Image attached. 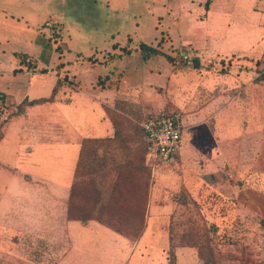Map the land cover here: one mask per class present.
I'll return each instance as SVG.
<instances>
[{"label": "crops", "instance_id": "1", "mask_svg": "<svg viewBox=\"0 0 264 264\" xmlns=\"http://www.w3.org/2000/svg\"><path fill=\"white\" fill-rule=\"evenodd\" d=\"M162 41L163 53L142 57L140 44L157 48ZM169 48L198 62L195 78L182 76ZM135 57L144 62L141 69L125 63ZM253 62L264 64V0H0V96L15 112L0 126V253L6 264H129L153 216L165 231L166 252L169 209L164 215L158 206L156 168L140 123L163 109L181 112L185 131L175 158L182 164L194 155L190 142L236 139L233 120L250 116L236 109L264 107L232 96L249 80L242 65ZM152 74L164 80L152 82ZM64 78L79 90L67 93ZM242 129L248 138L251 129ZM195 155L204 152L195 148ZM83 162L94 177L82 174ZM192 176L181 187H192ZM115 185L125 189L126 202L146 205L137 237L101 221ZM94 190L98 203L89 207ZM71 206L92 215L71 218ZM191 249L177 248L176 264L177 251L190 259Z\"/></svg>", "mask_w": 264, "mask_h": 264}, {"label": "rangeland", "instance_id": "2", "mask_svg": "<svg viewBox=\"0 0 264 264\" xmlns=\"http://www.w3.org/2000/svg\"><path fill=\"white\" fill-rule=\"evenodd\" d=\"M178 19L179 17L173 18L175 21ZM159 20L164 21L163 18ZM57 38V32L51 30L49 39L56 48L59 47ZM161 43L163 41L157 48H163ZM166 51L177 58L175 60L178 63L177 70L182 71L183 77L185 75L196 77V72L192 70L194 63L192 57L184 58L171 48ZM141 61L140 58L135 57L129 58L125 63L130 67L141 69L144 65ZM242 67H244L242 70L249 74V80L242 88H233L232 96L237 100H244L248 96L251 100L249 103H264V77L260 76L262 66L253 62ZM220 70L219 73L228 72L226 69ZM98 72L100 74V71ZM64 80L69 81L66 78ZM151 80L161 83L164 76L152 74ZM247 85L251 89L249 95L247 88L245 89ZM236 110V112L250 113V116L247 115L245 118L244 115H237L233 120L236 126L234 134L236 139L200 138L188 144L189 148L191 146V149H194V155L188 158L186 164H182L177 157L170 165H162V173L159 169L161 166L156 168L154 181L157 203L161 214H166L163 211L166 206L169 209L165 216L168 221L170 245L165 252L164 248L168 245L165 231L161 229L159 219L153 216L147 230L148 234L140 243L129 264H166V257L169 263L171 255L175 257L177 248L182 247L192 248L190 259L194 257L195 264L264 262V139L257 138L260 136L259 131L264 132V117L258 116L264 113V107L251 105ZM144 116L142 113L140 120ZM245 122L249 123V126L244 125ZM126 126L127 123L123 125ZM243 126L247 131L251 129L248 138L243 137L241 132ZM188 133H191V129L186 130L185 134ZM195 148L203 151L204 156H196ZM216 149L222 151L224 159L222 155H212ZM81 168L82 174L87 176L93 170L89 166L86 167L84 162ZM195 169L201 170L195 172ZM189 175H193V178L188 177L187 181L193 186L188 189L181 187L182 179ZM90 176L94 177V175ZM177 252L179 264H194L193 261L185 258L186 255L180 256L181 250ZM199 254L203 255L205 261ZM210 254L212 256H209ZM143 255L146 257L143 258ZM6 263L4 255L0 253V264Z\"/></svg>", "mask_w": 264, "mask_h": 264}, {"label": "built area", "instance_id": "3", "mask_svg": "<svg viewBox=\"0 0 264 264\" xmlns=\"http://www.w3.org/2000/svg\"><path fill=\"white\" fill-rule=\"evenodd\" d=\"M189 63H191L189 61ZM260 76L264 77V64ZM68 93L79 90L76 84L63 80ZM12 105L0 96V126L3 128L14 116ZM140 126L145 135L146 155L152 167L170 165L179 153L185 131L183 115L176 110L163 109L148 115Z\"/></svg>", "mask_w": 264, "mask_h": 264}, {"label": "trees", "instance_id": "4", "mask_svg": "<svg viewBox=\"0 0 264 264\" xmlns=\"http://www.w3.org/2000/svg\"><path fill=\"white\" fill-rule=\"evenodd\" d=\"M139 49L142 57L145 59L149 58L152 55L163 53L158 48H153L145 44H140ZM165 56L167 57L168 60L173 61V59L170 56L168 55ZM197 66H198V62L194 61L193 67L196 68ZM81 161H82V156H81ZM82 191H84L82 197H86L87 190H85L84 188ZM124 191L125 189L119 187L118 185H115L112 195L110 196L109 202L107 204V207L104 210L105 216L101 219V221L105 225L115 229L117 232L121 234L137 237L141 234L143 229L146 205L145 203L140 201L135 203L126 202L127 199L124 195ZM94 192H95V197H94L95 201L94 202L92 201L93 202L92 203L90 200V204H88L89 207H92V205L95 206L98 203V197L100 196V192L95 190ZM87 211L88 209L83 208L82 210L77 212L71 206L69 208V217L72 218V217L80 216L82 217L83 220H86L92 215L90 214V212ZM209 256H212V254H210ZM200 258L204 260L202 254L200 255ZM169 264H176V259L173 255H171V258L169 259ZM257 264H264V262H260Z\"/></svg>", "mask_w": 264, "mask_h": 264}]
</instances>
